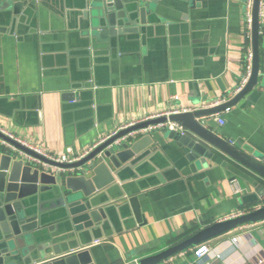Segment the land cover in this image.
Instances as JSON below:
<instances>
[{
	"label": "crops",
	"instance_id": "crops-1",
	"mask_svg": "<svg viewBox=\"0 0 264 264\" xmlns=\"http://www.w3.org/2000/svg\"><path fill=\"white\" fill-rule=\"evenodd\" d=\"M81 6L80 0H28L18 15L0 20V128L51 154H80L146 116L217 109L223 125L217 115L190 122L261 164L264 16L259 10L264 0H252L250 28L246 0H160L146 24L139 23V32L128 34L122 44L111 48L107 40L91 41L94 55L86 54L80 35ZM248 49L257 80L239 95L235 90ZM74 93L76 99L68 101ZM186 133L195 134L190 126ZM151 137L141 154L150 153L124 171L126 181L110 188L111 204L118 209L113 222L90 230L83 239L88 245H79L90 248L95 264H134L234 211L264 206V192L258 190L264 179L236 155L205 141L213 155L207 166L198 160L193 170L188 148L168 131ZM130 197L137 198L141 223ZM50 224L59 221L51 218ZM56 237L55 242L46 235L31 242V253H49L54 244L77 240L64 238V232ZM202 243L212 253L198 259L195 250ZM157 264H264V218L222 230Z\"/></svg>",
	"mask_w": 264,
	"mask_h": 264
},
{
	"label": "water",
	"instance_id": "water-1",
	"mask_svg": "<svg viewBox=\"0 0 264 264\" xmlns=\"http://www.w3.org/2000/svg\"><path fill=\"white\" fill-rule=\"evenodd\" d=\"M159 1L80 0L85 18L80 35L86 42V54H95V51L91 53L95 49L91 41L104 39L110 43L111 48H114L116 44H122L128 34L139 32V23L146 24L147 15L151 12L153 5ZM27 4L28 0L20 2L0 0V20L7 19L6 16L9 17V14L18 15L22 6ZM2 29L4 28L0 27V31H3ZM91 80L89 76L86 85ZM256 80L253 72L247 87L239 95L245 94ZM88 86L90 85L86 87ZM76 96L75 93L69 94L66 99L75 100ZM217 112H219L217 109H208L196 110L195 113L176 114L172 119L181 121L186 127L190 126L195 134L170 131L168 136L188 148L187 159L191 162L193 170L197 169L198 160L199 165L207 166L206 159L213 155V152L207 149L205 142L207 141L236 155L264 179L263 154L257 155L263 165L261 166L204 133L197 125L190 122L196 117ZM164 120L165 118L150 120L121 130L88 156L72 164L53 162L12 141L20 150L43 162L73 169L69 175L50 174L40 165L25 160L19 153L10 150L0 142V264H95L90 248L80 249L79 245H88L84 244L83 239L90 230L97 232L113 222L118 209L115 204H111L114 198L111 194L108 195L110 188L117 182L126 181L122 174L150 153L148 150L141 154L148 144H152L153 139L151 135H146L134 141L121 143L117 141L130 131ZM0 139L8 140L9 138L0 132ZM258 190L264 192V185L260 184ZM47 195H50L53 200L47 202ZM128 204L135 212L137 223H141L142 217L137 198L130 197ZM51 218L58 219L59 224L46 226ZM262 218H264V206L254 208L237 218L217 222L176 246L134 264H157L222 230ZM63 232L64 238H77V240L66 245L54 244L53 251L49 253H31L33 252L31 242L37 241L43 235H46V239L55 242L60 239L56 237L57 234ZM94 236V240L99 239L96 234Z\"/></svg>",
	"mask_w": 264,
	"mask_h": 264
},
{
	"label": "built area",
	"instance_id": "built-area-1",
	"mask_svg": "<svg viewBox=\"0 0 264 264\" xmlns=\"http://www.w3.org/2000/svg\"><path fill=\"white\" fill-rule=\"evenodd\" d=\"M247 4V12H246V24L247 27L250 28L252 26V14H251V8H252V0H246ZM260 16H264V10L263 8H260ZM244 65H243V74L240 83L238 84L235 93L242 92L245 86L248 84L252 77V67H253V53L251 49H248L246 51L245 57H244ZM219 101L216 102L214 105H218ZM197 108H189V109H174V110H169L167 112H162V113H157L153 114L150 116L143 117L140 120H137L135 122H131L130 124H126L124 126H121L117 130L113 131L107 136H104L103 138H100L98 141L94 142L92 145H90L88 148H86L83 152L80 154H74L71 150H68V152L63 153V154H51L45 150L41 146L31 144L30 142L23 140L14 134L8 132L5 129L0 128V132L7 136L9 139H0V142L9 148L10 150L19 153L25 160H29L30 162L34 163L35 165H40L44 171L49 172L50 174H53L55 176L57 175H65L68 174L69 172L73 171V169H66L63 167L55 166L52 164H49L47 162H43L39 158H36L32 155L26 154L24 151L20 150L12 141L32 150L36 154L43 156L44 158H47L48 160H51L56 163L60 164H72L77 161L82 160L86 156H88L91 152H93L95 149H97L102 143H104L107 139H109L112 136L117 135L121 130L130 128L132 126L148 122L150 120H155V119H160V118H165L164 121H160L157 123H152L149 124L145 127H141L138 129H135L133 131L128 132L125 134L121 139H119L117 142H129V141H134L137 140L143 136L146 135H153L157 132L160 131H177L181 133H186L187 132V127L181 122V121H176L172 119V117L176 114H184V113H195ZM217 115V119L220 124H224L225 120L221 118V116H218L219 113H214L210 114L208 116H201V117H196V119L201 120L202 118H207L209 116ZM254 208H250L248 210H237L232 212L231 214L224 216L221 221H226L230 220L233 218H237L239 216H242L244 214H247L249 211L253 210ZM212 253V249L210 245L206 243L200 244L197 249L195 250V255L197 256L198 259H202L203 257L210 255Z\"/></svg>",
	"mask_w": 264,
	"mask_h": 264
}]
</instances>
